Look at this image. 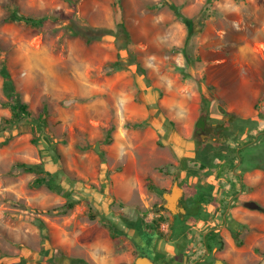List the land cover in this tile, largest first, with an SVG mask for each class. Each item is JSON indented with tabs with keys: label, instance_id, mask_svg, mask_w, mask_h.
Returning <instances> with one entry per match:
<instances>
[{
	"label": "rangeland",
	"instance_id": "1",
	"mask_svg": "<svg viewBox=\"0 0 264 264\" xmlns=\"http://www.w3.org/2000/svg\"><path fill=\"white\" fill-rule=\"evenodd\" d=\"M169 4L193 19L191 37ZM13 8L44 17L41 27L9 18ZM2 65L29 118H44V136L34 142L37 129L13 116L0 74V128L13 117L0 132V264H43L53 248L79 264H129L149 241L123 220L162 227L158 191L179 169L199 168L195 116L231 117L224 109L263 124L264 0H0ZM252 132L221 140L241 146ZM263 139L250 149L264 166ZM41 161L74 207L19 165ZM246 174L264 199V169ZM258 228L245 253L254 243L264 252V220Z\"/></svg>",
	"mask_w": 264,
	"mask_h": 264
},
{
	"label": "flooded vegetation",
	"instance_id": "2",
	"mask_svg": "<svg viewBox=\"0 0 264 264\" xmlns=\"http://www.w3.org/2000/svg\"><path fill=\"white\" fill-rule=\"evenodd\" d=\"M222 113L224 115H226V113L230 115V113L225 112L224 109H222ZM200 117L201 120H204V126L203 128H199L197 130V134H199L198 141L202 142V144H210L215 147L220 146L221 144H225L227 142L226 139L222 141L220 139H213L212 137L226 136L225 125L226 121L229 120L230 117H227L225 119L221 118V116H216L215 118H208L207 115L200 116L198 114V117L195 121H198ZM203 135L206 137L202 138L201 136ZM196 158L197 161H199V168L195 169L197 173L196 175L192 173H186L183 169H179L176 172L177 174H173L171 182L168 186H166V190L162 191L159 190L160 188L156 189L159 190L158 193L161 197V200L159 202L157 201V209L160 211L161 220L164 221L162 227L160 226V223H157L159 224V227H157L156 225L154 226V224H151V222L148 221L140 223L141 231L138 232L139 237L144 238L143 241H153L154 249L160 250L157 251L159 255L158 257H160V259L169 257L168 264H190L189 259L197 251H201V253L196 256L197 262L195 264H223L219 257L216 256V253L217 251L223 249L225 242L219 231L221 228H218L220 224L218 223L211 225V223L217 219L216 217H213V208H218L219 212L217 214V217H220L222 219V224H228V226H231L228 216L224 217V213L229 205L230 199H227V204H224L223 201L225 200L228 193L231 191V188H235L236 185L237 191L239 190V188H241L242 191L245 188L243 187L245 186L243 182L240 187V183H238L239 180H232L231 176L229 175V172H222L221 174L220 161L218 163V166L215 167L213 171H211L210 175H208L206 179H204V177H202V174L207 168L201 169V162L198 157ZM214 171H216L215 175L213 174ZM180 172H182V175H180ZM244 172L245 171L241 173L237 171L236 175L240 178L241 175L243 176ZM192 177H196V180L194 181ZM216 179L217 184L215 185H217V188L213 190V188H215L213 184L215 183ZM175 183L178 184V188L180 189L177 190V194L175 196V210H172L164 206V204H166V200L163 197V193H171L172 187ZM208 184H211L213 186L211 190V196L208 198V200L205 202L193 201L192 193L197 192V185L207 186ZM228 187L230 188L228 189ZM242 202L245 206L250 207L252 209H256L258 211L264 210V206L253 199L243 200ZM221 207L223 208L221 209ZM199 208L203 211H206L205 218L194 216V214L198 211ZM209 208H211V210ZM180 223H182L184 226H187V231L183 235H181V237L172 238V227ZM239 227L240 229L232 233L233 239L237 246L241 245L242 235L244 234L245 230H247L246 223H243ZM230 230L233 231L231 228ZM153 232L157 233L156 237H152ZM240 233H242V235ZM158 241L160 242L158 243ZM197 242L200 243L198 245H195ZM171 245H173V248L171 250H168L167 248L170 249ZM134 248H136V245L134 246ZM191 248V252H193L194 254H192V256L190 257L191 252L189 253L186 251L187 249L188 251H190ZM137 253L138 250L136 248V253L134 257H132V261L134 260ZM246 256L247 258H250V260L243 258L238 264H256V262L252 260L251 254H246Z\"/></svg>",
	"mask_w": 264,
	"mask_h": 264
},
{
	"label": "trees",
	"instance_id": "3",
	"mask_svg": "<svg viewBox=\"0 0 264 264\" xmlns=\"http://www.w3.org/2000/svg\"><path fill=\"white\" fill-rule=\"evenodd\" d=\"M163 2V1H162ZM167 3V1H165ZM170 7L175 11L176 14L180 18H182L186 24H187V38L191 37L193 35V19L192 18H186L184 16H181L179 13L178 6L174 4H169ZM8 17L13 19V20H20V21H25V23L33 26H39L41 27L42 22L44 17H33L29 15H24L18 12L17 8H13L9 14ZM118 25L121 29H123L126 32V29L124 27L123 21L120 20L118 22ZM80 34V33H78ZM85 36V35H84ZM185 51V48H180ZM186 53V52H185ZM117 65L120 64V61L116 62ZM0 74L4 78L3 82V88L4 91L7 95V97H10V108L13 111V116L18 119H27L31 122V125L35 130L40 134H37L35 136L34 142L37 141V137L40 136L41 138L44 136V134H41L43 129H40L39 127V121H44V118L38 115L36 120H33L30 117V112L27 110V105L24 102H21L18 98V93L15 92L14 90V84L12 82L11 76L9 71L7 70L5 65L0 66ZM206 114L203 113L202 116H205ZM230 119L226 121L225 125V131H226V136L229 137L230 135L233 134V130L237 129L238 131H242L245 129V127L248 128V130H253L252 135L245 141H243L241 144L245 145L246 143L249 142V144L242 146L240 150H237L238 145H232V144H221L220 146H212L210 144H202V142L198 141V150H197V157L200 160V168L204 169L207 168L204 171V176L210 175L211 171L214 170L215 167L218 166L219 161L221 162L220 164V171L221 174L222 172H229V175L231 176L232 180L238 179V176L235 175V172H243V171H248L250 169H253L255 167H259L264 169L263 163L260 161L261 157L259 153H255L252 151L250 148L253 146L258 145V143L261 141L260 139L264 138V119H262L263 124L260 126L259 120L256 118L254 119L253 117H245V118H240L238 116H235L234 114H230ZM13 118V117H11ZM11 118L7 119L8 125L6 128L3 126L0 128V132L2 131H7L8 129H11L12 122L10 121ZM203 119L201 120L198 119V121L195 123V127L193 130V133L196 135L198 132L197 130L200 128H203L204 123ZM14 123H17V120L13 119ZM147 120H144L140 123V125L147 124ZM260 134L257 135V137H254L253 133H258ZM254 138V139H253ZM46 140L48 144H54L53 141L48 139L46 137ZM264 140V139H263ZM56 149V147H53ZM245 151V152H244ZM56 154V153H54ZM50 155L51 156V162L54 163L58 161L60 155ZM238 158H240V164L236 166V162L238 161ZM103 161V159H102ZM251 161H255L251 166L248 165ZM46 162L41 161L37 163H20L25 171L28 172H34L36 174L35 178L33 179L36 185H45L48 188L52 189L53 191H56L58 194L62 195L63 197L66 198V202L64 203L63 207L65 208L64 210L70 209L74 207V205L78 202L77 199H74L71 197V194L68 190H65L62 185L58 182L59 181V174L56 171H50L46 168L45 166ZM186 173H192L196 175V170L195 169H187ZM202 174V175H203ZM212 185L208 184L207 186L204 185H197V192L192 193V200L196 202L200 201H207L208 198L211 196V190H212ZM195 217H206V211H203L202 209H198V211L194 214ZM124 224H126L129 227H134L135 225L138 227V231H141L140 228V223L138 224V221L134 222H128L127 220H123ZM40 222V226L44 224ZM136 222V223H135ZM115 224L110 225L111 231L112 232H121V229H119L117 226L115 227ZM187 231V226H184L182 223L175 225L172 227V238L174 237H181L185 232ZM156 236L154 233H152V237ZM184 238V237H182ZM45 253L48 255V251L45 250ZM52 254H49V256H44L43 264H62V263H69V264H79L83 262L82 259L80 258H75L71 257L67 254H65L60 248H53L51 251ZM160 258V257H158ZM191 261V258L189 259V262ZM27 259L24 257L20 256L16 258L13 262L10 264H26ZM200 264V263H198Z\"/></svg>",
	"mask_w": 264,
	"mask_h": 264
},
{
	"label": "crops",
	"instance_id": "4",
	"mask_svg": "<svg viewBox=\"0 0 264 264\" xmlns=\"http://www.w3.org/2000/svg\"><path fill=\"white\" fill-rule=\"evenodd\" d=\"M197 117H198V115L195 116V118L193 120V124H191V125L194 126L195 120L197 119ZM239 164H240V160L236 162V166H238ZM246 172L247 171H245L243 173V176L241 175L240 178L238 177V179L235 180V181L239 180L238 183H240V187H241V184L243 182V184L245 185V186H243V187H245L244 190L242 191V189L239 188V190L237 191V185H236L235 188H231V191L228 193L225 200L223 201L224 204H227V199H230L229 205H228V207L224 213V217L228 216V219L230 220L231 226H228V224L223 225L222 219L220 217H217V214L219 212L218 208H216V207L213 208V213H212L213 217H216L217 219L215 221H213L211 223V225L218 224V223L220 224L218 228H221L219 231H220V234H221V236L225 242L223 249L217 251V253H216V256L219 257V259L223 262V264H238L243 258L247 259L246 254H250V253H249V251L247 253H245L244 252L245 249L243 248V246H244V244H246L248 238H251V236L256 235V233L258 232V229H259L258 228L259 224H261L262 220H264V210L258 211L256 209H252L250 207L245 206L242 202L243 200L253 199L255 201H258L259 203H261L264 206V199L261 196L260 191H253L255 189L252 188V186H255V185L250 183V181L248 180V179L252 178L253 174H250L247 176ZM235 175H236V172H235ZM202 177H204V179H206L208 176L202 175ZM192 179H194V181H195L196 177H194V178L192 177ZM262 180H263V183H262L263 186H261V188H264V179H262ZM229 188L230 187H228V189ZM222 208L223 207H221V209ZM209 209L211 210V208H209ZM243 223H246L247 230H245L243 235H242V233H240L242 235V241H241L242 243L240 246H237L234 239H233L232 233H234L235 231L240 229L239 226L242 225ZM230 228L233 231H231ZM250 247L252 248V253H253V254H251L252 258L254 257L253 256L254 254L257 255V261H256L257 263L256 264H264V252H262L260 250V247H258L256 243L251 244L248 247V249ZM167 249H169V248H167ZM155 250H157V249H155ZM256 250L258 253H256ZM157 251H160V250H157ZM190 251H192V248L190 249ZM190 251H188V249H187L186 252H190ZM200 253H201V251H199V252L197 251L191 257L190 264H195L197 262L196 256L199 255ZM156 258H157V256H156ZM132 262L133 261L131 258V260L129 261V264H132ZM213 264H216V263H213Z\"/></svg>",
	"mask_w": 264,
	"mask_h": 264
},
{
	"label": "water",
	"instance_id": "5",
	"mask_svg": "<svg viewBox=\"0 0 264 264\" xmlns=\"http://www.w3.org/2000/svg\"><path fill=\"white\" fill-rule=\"evenodd\" d=\"M176 188H178L177 183L173 185L171 193L169 192L163 193V197L166 200V204H164V206L172 210H175V204H176L175 196L177 194ZM153 233L157 236L156 232ZM136 248L138 250V253L136 254L132 264H168L169 257H165L162 259L156 258L153 250L154 249L153 241L137 244Z\"/></svg>",
	"mask_w": 264,
	"mask_h": 264
},
{
	"label": "clouds",
	"instance_id": "6",
	"mask_svg": "<svg viewBox=\"0 0 264 264\" xmlns=\"http://www.w3.org/2000/svg\"><path fill=\"white\" fill-rule=\"evenodd\" d=\"M198 114H199V113H198ZM199 115L202 116V114H199ZM196 122H197V121H195V123H196ZM194 127H195V124H194V126H193V130H194ZM215 137H216V138H215ZM223 137H224V136H223ZM212 138H213V139H218V138H219V139L221 140L222 137L213 136ZM247 144H249V142L246 143L245 145H247ZM245 145L238 146V147H237V150H240V148H241L242 146H245ZM239 160H240V158H238V161H239ZM158 259H160V258H158Z\"/></svg>",
	"mask_w": 264,
	"mask_h": 264
},
{
	"label": "bare ground",
	"instance_id": "7",
	"mask_svg": "<svg viewBox=\"0 0 264 264\" xmlns=\"http://www.w3.org/2000/svg\"><path fill=\"white\" fill-rule=\"evenodd\" d=\"M178 190V188H176Z\"/></svg>",
	"mask_w": 264,
	"mask_h": 264
}]
</instances>
